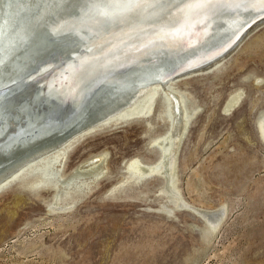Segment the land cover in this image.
<instances>
[{
	"label": "rangeland",
	"instance_id": "obj_1",
	"mask_svg": "<svg viewBox=\"0 0 264 264\" xmlns=\"http://www.w3.org/2000/svg\"><path fill=\"white\" fill-rule=\"evenodd\" d=\"M255 28L227 59L174 85L195 109L177 149V189L169 166L138 183L127 178L130 160L160 158L155 142L170 118L159 94L153 112L74 140L60 175L31 170L7 185L0 264H264V24ZM104 153L101 179L85 171L68 181ZM181 198L226 215L209 228ZM56 200L68 208L51 209Z\"/></svg>",
	"mask_w": 264,
	"mask_h": 264
},
{
	"label": "water",
	"instance_id": "obj_2",
	"mask_svg": "<svg viewBox=\"0 0 264 264\" xmlns=\"http://www.w3.org/2000/svg\"><path fill=\"white\" fill-rule=\"evenodd\" d=\"M149 11L144 7L98 23L85 11L83 0H0V174L45 144H59L87 122L98 120L99 112L124 98L126 90L159 78L165 61L177 59L171 56L175 47L162 45L138 56L162 40L152 38L153 32L179 21L178 16L169 15L170 9ZM257 11L238 37L264 21V11ZM215 15L218 18H190L185 22L191 25L187 36L208 21L212 26L229 17L228 12ZM236 39L209 59L191 58L175 69L167 68L166 76L202 68L228 53ZM162 50L167 56L155 60L160 62L141 63ZM90 61L95 67L81 70ZM76 81L74 91L64 92ZM84 86L87 91L79 94Z\"/></svg>",
	"mask_w": 264,
	"mask_h": 264
},
{
	"label": "bare ground",
	"instance_id": "obj_3",
	"mask_svg": "<svg viewBox=\"0 0 264 264\" xmlns=\"http://www.w3.org/2000/svg\"><path fill=\"white\" fill-rule=\"evenodd\" d=\"M232 7H235V5H233ZM238 9L235 11L234 15H232V12H228L229 17H226L221 22H214L212 26H209L212 21H208L195 33L188 35L187 38L191 40V43L195 45V47L189 48L185 44L173 43L171 41L162 39L163 41L161 40L155 44H152V46H149L148 48L141 51L138 55L139 57L146 56L152 49L160 47L161 45L166 48L175 47L174 49H172L173 52L171 53V56H174V58L177 57V61H165V63H167L166 67L163 68L162 74L159 78H153L150 83L140 84L139 87L131 88L129 91L126 90L127 92L125 91L126 95L124 96V98L119 97L115 99L116 102L109 104V108L99 112L100 118L98 120L87 122L84 128H82L81 130L73 133L72 135H69L67 138L61 141L59 140V144H45L44 146H42V148H38V150L40 151L33 154L31 157L22 159L12 167L8 169L6 168L7 170L5 169L6 171L4 170V172L0 174V194L3 190H5L10 182L18 180L21 176L25 175L31 170L40 171L47 176L60 175L62 169L61 167L64 166L66 159V156L64 155L66 154L65 151H67L76 140L81 139L84 136L86 137V135L95 131L96 129H98V127L100 128L102 126L112 124L113 122L118 120L125 121L131 118L138 117L140 115H147L153 112L152 110L155 109L156 102L155 97H157L159 94L162 96L160 98H162V101L164 103L165 114H167V116H169L170 118V127L168 133L165 135V137H162L155 142L158 145L156 147H158L160 151V158L158 162L146 165L142 160L138 158L130 160L129 163L126 164L129 174V177L127 178L132 179L135 183H138L142 181L144 177H147L153 173H159L164 168L166 169L167 166H169L171 170V186H173L174 189H177L175 185L176 175H174L177 149L179 148V144L181 142V139L183 138L182 136H184L187 132L191 117H193V114L195 113V109L193 107L189 108L186 94L176 88L174 85L180 79L186 78L200 71L208 70L214 65L219 64L221 61L227 59L230 56V54L238 44H241V41L244 40V36L246 34L242 37L238 36L240 32L243 31L244 27H248L249 24L252 23L251 21L255 19L256 16L254 14H257L256 12H258L257 10H259V5L256 3H249V5L243 7L242 9ZM149 13L153 12L150 10ZM214 16L215 17L213 18L216 19L218 18V16L221 17V14L218 16ZM262 24H264V21L259 23L258 25H255V27H258ZM255 27H253V29H256ZM156 33L158 32H153L152 34ZM193 35L195 39H191ZM157 37V35L152 36V38ZM235 38L237 39L236 41H234V48L232 47V49H230L231 51L229 50L228 53L226 52L216 60L211 61L208 64L206 63V65L204 63V66H202V68L200 67L197 69H191L190 71H187L185 73L182 72L178 75H176L175 73H171L169 74V77L166 76L168 74L166 70L167 68L175 69V67L178 66L179 63L181 64L185 60L189 61V59L191 58L194 59L200 57L199 59H209L216 53L224 51L227 45L229 46L232 43L231 41H233ZM158 52L159 53H156L149 60L148 58H145L147 61H141V63H143L144 65L148 63L160 62L155 60H159L160 58L167 56V54L163 50ZM192 62L201 64L200 61ZM95 64L96 63L93 61L87 62V64H84V66L81 67V70L94 68ZM88 65L90 66L87 67ZM78 85L79 82L76 81L75 84H72V87L68 86L67 90H65L64 92H72ZM86 86H88V84ZM86 86L81 87V89L79 90V94L85 93L87 91L88 88ZM239 97L240 95L232 96L227 102L226 107H233L238 102ZM111 98L109 97L110 100ZM103 103H107V101H104ZM258 120V126L262 137L264 138V114L261 115ZM105 157L106 155L104 153L88 158L87 161L82 162V165L79 164L78 167L81 172L77 173L75 176H72L68 181L74 182L75 180L81 178L82 175L84 176L85 171H91L92 173H94V180L97 181L98 179H101V177L105 174V169L104 166H102L101 161L105 159ZM95 158L97 160L94 161ZM68 181H66L67 184ZM116 189L117 188L115 187L113 190H111L112 195H116V191H118V189ZM178 202L182 207H187V209L189 210L194 209V212L197 211L198 214L202 215L206 222L210 225L209 228L212 229H216V227H219L226 215L224 214L225 209L223 208L207 212V210L202 207H196L194 205H191L190 203H187V201H185L183 198L179 199ZM67 206L68 205L61 204L56 200L50 205V208L63 210L68 208ZM208 214H211L212 218H210Z\"/></svg>",
	"mask_w": 264,
	"mask_h": 264
},
{
	"label": "snow or ice",
	"instance_id": "obj_4",
	"mask_svg": "<svg viewBox=\"0 0 264 264\" xmlns=\"http://www.w3.org/2000/svg\"><path fill=\"white\" fill-rule=\"evenodd\" d=\"M249 3L258 4L259 10L264 11V0H83L85 11L98 23L116 19L144 7L156 13L165 8L170 9L169 15L178 16V23L162 28L155 35L173 43L185 44L189 48L195 45L187 38L191 25L185 23L186 21L194 17H211L220 12L235 13L241 4L247 6ZM191 39H195L194 35ZM208 215L212 218L211 214Z\"/></svg>",
	"mask_w": 264,
	"mask_h": 264
}]
</instances>
